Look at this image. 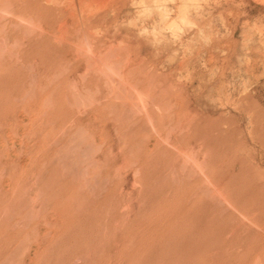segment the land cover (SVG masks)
Instances as JSON below:
<instances>
[{"label":"rangeland","instance_id":"1","mask_svg":"<svg viewBox=\"0 0 264 264\" xmlns=\"http://www.w3.org/2000/svg\"><path fill=\"white\" fill-rule=\"evenodd\" d=\"M55 2L0 22V264H264V0Z\"/></svg>","mask_w":264,"mask_h":264},{"label":"bare ground","instance_id":"2","mask_svg":"<svg viewBox=\"0 0 264 264\" xmlns=\"http://www.w3.org/2000/svg\"><path fill=\"white\" fill-rule=\"evenodd\" d=\"M0 1H30V2L31 1H37L33 5V7H31V8H33L32 10L34 11L33 12L34 17L31 19V21L32 20L36 21L38 23L37 26H34V27L31 26V24H30L31 21H28V20H26V18L24 19L23 17H21L22 16L21 14H19L21 16H17L15 13L7 11L6 14H3L5 16L0 17V22H3V26L5 28L11 27L12 30H14L15 27L20 26L19 28H23L24 31H29V32H31V34H40L41 38L45 37L49 43L50 42L51 43H57L60 40L61 41L63 40V39H59V37L57 36V31L55 29V22L51 21L52 23L50 25H47L46 27H42V25H41V22L45 21V19H47V18L49 20H54V16L57 12V6H56L55 1H59V0H0ZM41 1H44V3H42ZM68 1H75V0H68ZM78 1H105V3L102 2V5H105L106 1L109 2V1H124V0H78ZM22 3H26V5H27V2H22ZM16 8H17V10H19V12H23V10H24V8H20V7L19 8L16 7ZM25 14H27V13H25ZM47 16H49V17H47ZM14 40H16V38ZM85 41H87V40H85ZM18 42H19V40L15 43L11 44V46H13V47L19 46L20 44H18ZM21 45H23V43Z\"/></svg>","mask_w":264,"mask_h":264}]
</instances>
